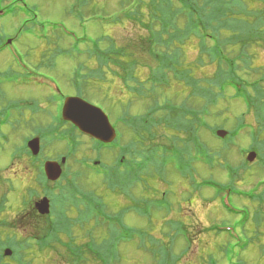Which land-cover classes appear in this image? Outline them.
Here are the masks:
<instances>
[{
  "label": "rangeland",
  "instance_id": "1",
  "mask_svg": "<svg viewBox=\"0 0 264 264\" xmlns=\"http://www.w3.org/2000/svg\"><path fill=\"white\" fill-rule=\"evenodd\" d=\"M148 1L0 0V9L9 15L0 18V46L5 41L3 53L0 54V70L7 74L0 86V104L4 101L9 106L19 101L35 105L33 113L28 112L32 110L14 109L17 113L9 119L8 127L3 129V132L7 131L6 139L0 137V168H25V158L19 152L26 138L40 132H45L41 135L42 153L45 154L42 155V160L49 159L60 163V159L69 150L76 151L73 155L69 154L70 159H67L63 167V176L55 184L57 186L51 183L54 187L45 190L52 202L51 218L55 219L54 214L61 210L56 198L67 199V193L63 194L58 190L60 185V188L62 186L66 191L76 193L72 196L77 199L82 196H87L88 199L99 197L103 200L108 214L119 218L121 225L142 232L144 238H148L145 240L148 243L151 238L156 242L155 247L154 244L153 247L147 244L145 248L141 236L135 234L133 241L118 243L110 264H160L161 255L165 254L163 249L174 240L173 236L181 233L186 237L190 235L191 243L186 244L188 241L181 235L178 236L173 248L168 251V256H177L178 261L169 259L166 264H264V146L257 148L250 137L256 122L264 127V118L256 120L253 114L247 116L246 124L249 123L253 128L242 129L227 154L223 151L217 132L224 130L229 134L246 108L241 101L230 98L219 100L218 105L211 107L210 116L205 117L204 128H199L197 134L201 149H207L213 157L215 152L222 154L216 157L218 166L209 167L208 157L202 163L204 153H199L198 160L192 162V168H181L184 174H180L176 172V163L170 161L171 159L165 168L160 167L159 160L145 162V157L150 153L148 150H152V145L156 142L139 129L144 128V123L148 129L147 120L144 122L143 119H149L150 122L160 113L152 111L155 108L153 99L158 100L161 106L163 99L182 106L193 90L171 83L167 85V90L161 88L162 95L145 91L146 98H140L129 94V89L126 90L119 80L111 83L104 77L101 82L91 80L92 70L102 69L105 58L101 59L100 53H94V50L127 51V47L133 46L131 43L140 42L139 37L143 41L149 38L147 33L143 34L144 38L141 35L146 27L161 25L159 20L152 21L159 17V13L154 11L157 7L155 4L153 8L148 6ZM96 43L97 46L94 47ZM256 52L260 57L259 64L264 63V51L257 48ZM109 58L117 62L114 56L109 55ZM16 62H21L40 77L54 80L66 97L80 96L101 108L117 130L118 142L114 146L102 148L90 139L79 136L67 125L65 130L68 131V140L64 143H52V136L57 137L64 132L50 118L51 112L56 111L53 102L56 103L59 98L50 94V88L24 80ZM144 63L150 64L148 60ZM147 70L148 74L141 75L142 78L150 75V69ZM214 71L211 68L205 74L212 76ZM75 84L81 85L83 95L78 94L79 89L74 88ZM151 86L147 85V88ZM199 88L205 90V84L201 83ZM51 89L55 91V87ZM196 100L199 102L194 103L195 105L200 102L204 105L202 99ZM39 107L43 109V113L41 110L36 112ZM193 107L200 110L202 106ZM27 113L32 114L28 116ZM157 132L160 136V131ZM47 134L49 135L46 136ZM138 134L146 138L145 142L137 139ZM227 137L226 135L224 140ZM162 143H167L168 147L173 144L169 138L168 141L162 140ZM115 146L120 149L114 148ZM254 149L260 150V153ZM186 153L191 160L193 152ZM251 153L255 154V159L248 162L246 155ZM123 157L126 164L131 162L127 164L130 174L121 167ZM82 161L85 164L82 165ZM134 162L143 163V167L129 168ZM225 162L235 167L234 178L229 173V168L224 170L221 167ZM112 173L116 174L114 179L111 178ZM37 177L39 183L34 176L31 181L28 179L30 183L27 188L17 182L14 184V192L10 193L9 189L7 196L8 207L13 205L11 211L16 213L25 210L34 198H38L37 201L42 199L45 194L44 180ZM214 181L219 184L218 189L213 187ZM256 185L261 187L257 193L260 195L259 199L246 200L243 196L253 191ZM229 186L243 196H230ZM72 199L74 200L73 197ZM243 207L250 208L254 215L260 211L261 218L253 216L254 220L252 218L247 225H241L245 216L239 212ZM142 209L148 216L140 217L139 211ZM66 214L72 219L77 217L74 209L67 210ZM96 222L99 224L96 225ZM48 223L46 215L39 216L37 230L44 234ZM83 226L75 225L73 228L77 245L87 242L102 245L111 236L114 238L118 230L117 226L110 228L108 224L105 225L102 219H92L91 224L86 221ZM120 239L124 240L122 237ZM54 248L56 247L53 244L50 252L47 251L39 258L37 254L34 264H68L62 259L61 253L64 250L59 248L60 257ZM245 248L247 249L244 250ZM85 254V264H97L94 258L100 259L97 256L101 253L89 255L85 250Z\"/></svg>",
  "mask_w": 264,
  "mask_h": 264
},
{
  "label": "trees",
  "instance_id": "2",
  "mask_svg": "<svg viewBox=\"0 0 264 264\" xmlns=\"http://www.w3.org/2000/svg\"><path fill=\"white\" fill-rule=\"evenodd\" d=\"M147 4L151 8L154 4L157 6L154 11H158L159 17L153 18L152 21L159 20L162 22L161 25L146 27L141 35L144 38L143 34L147 33L149 38L143 41L139 37L140 42L131 43L133 46L127 47V51L94 50V53H100L101 59L105 58L102 69L92 70L91 80L101 82L102 77L108 79L110 83L119 80L124 84L126 90L129 89L127 90L129 94L137 95L140 98H146L144 97L145 91L162 95L161 88L164 87L167 90V85L171 83L191 88L193 92L185 98L182 106L169 99H163L161 106L158 100L153 99L155 108H152V111H160L158 117H153L154 119L152 118L150 122H148L149 119H143L144 122L147 120L148 129L146 123H144V128L136 127L143 134L148 135L153 142H156L152 145L153 149L148 150L150 153L145 157V162L159 160L160 167L165 168L166 163L171 159L170 161L176 163V172L184 174L181 168H192V162L198 160L199 153H204L202 158L206 160L208 157L209 167L218 166L219 161L216 160V157L222 154L215 152V157H213L210 151L201 149L202 145H199L197 137L199 128H204V124H206L205 117L211 114V107L218 105L219 100L230 98L241 101L246 108V111L236 120L237 124L230 129L228 137L225 140H219L224 148L223 151L227 154L242 129L249 128L251 130L253 128L249 123L246 124L247 116L253 114L256 120L264 118V63L259 64L260 57L256 52L257 48L264 51V0H149ZM93 46L96 47L97 43ZM109 55L114 56L117 62L110 59ZM147 60L151 65L144 63ZM211 68L215 70L214 73L212 76H206L205 71ZM147 69H150L149 77L144 75L145 78H142L141 75L148 74ZM201 83L205 84V90L199 88ZM79 84H75L74 88L77 87L78 94L83 95ZM147 85L152 86L147 88ZM196 99L203 100L204 105L199 103L202 106L200 110L193 107L199 106L194 104L199 102ZM132 126L134 125L132 124ZM73 130L76 132L75 128ZM157 131H160V136L157 135ZM58 135H62V133ZM250 137L257 148L260 145L264 146V127L257 125L256 122ZM168 138L173 142L170 147L167 143H162V140L168 141ZM137 139L140 142L146 140L140 134L137 135ZM191 151L196 157L192 155L190 160L186 152ZM81 164H85L84 161ZM132 164L134 165H130L129 168L143 167V163L134 162ZM121 167L127 168V164L123 163ZM221 167L224 170L229 168V173L234 178L236 170L232 164L225 162ZM122 172L125 171L122 170ZM126 172L130 174L131 171L126 169ZM115 176L116 174L112 173L111 178L114 179ZM213 187L218 189L219 184L214 181ZM228 189L232 197L243 196L241 192H236L231 186ZM260 189L261 187L256 185L253 191L243 197L252 201L259 199L260 195L258 196L257 193ZM60 190L63 194L67 193V199L56 198L61 205V210L54 214L55 219H52L51 216L47 217L49 223L46 232L44 234L39 232L35 239L28 238V242H25L27 248L21 247L20 252L13 239L11 245L17 249L14 254L16 264H34L35 256L38 254L37 258H39L47 251L49 253L53 244L57 253L61 251L59 248L64 250L60 253L62 259L68 264H85L87 255L85 250L89 255L101 253L100 256H97L100 259L94 258L97 264L98 262L99 264H110L118 243L133 241L135 234L141 236L143 247L147 244L152 247L153 244L154 247L156 246V242H153L152 238L148 243L145 241L148 238H144L142 232L121 225L119 218L108 214L103 200L99 197L88 199L87 196H82L81 199H77L76 196H72L76 193L66 191L62 186ZM71 209H74L77 214L75 219L69 218L66 214V211ZM239 213H244L245 216L241 225H247L253 216L255 218L262 216L260 211L254 215L248 207H243ZM139 215L140 217L148 216L144 209L139 211ZM92 219L95 221L102 219L105 225L108 224L110 228L117 226V233L115 232L114 238L111 236V239L102 245L94 244V242L77 245L76 238L73 237V228L75 225L84 227L86 221L91 224ZM97 224L99 223L96 222ZM180 235L188 241L186 244L191 243L190 235L186 237L181 233L173 236L174 240H171L170 244L163 249L165 252L163 256L156 249V252L161 255L160 264H163V261L166 264L169 259L170 261L178 259L172 254L168 256V251L173 248ZM121 237L124 240H121ZM10 239L8 238V241ZM32 241L33 243H31Z\"/></svg>",
  "mask_w": 264,
  "mask_h": 264
},
{
  "label": "flooded vegetation",
  "instance_id": "3",
  "mask_svg": "<svg viewBox=\"0 0 264 264\" xmlns=\"http://www.w3.org/2000/svg\"><path fill=\"white\" fill-rule=\"evenodd\" d=\"M5 76H6L5 72L3 73V71L0 70V86L3 84ZM11 103H14V102H11ZM53 103H54L53 105L56 106V111L51 112L52 117L50 118L54 122V124L63 128V131L65 133H68V131L65 130V127L67 125L70 126L72 129L74 128L68 122L63 121L60 118L63 104H61L62 102H59V101H56V103L54 101ZM17 104H18V101L17 103H14V105L12 104L9 106H7V104L4 101L2 104H0V137H3L2 139H4L7 135V131L3 132V129L8 127L9 119L12 116H15V113H17V111H14V109H16L17 107ZM28 112L33 113L34 110L28 111ZM40 112L43 113V110H41ZM32 113H27V115L30 116ZM36 136H39V134H34L32 137L28 139L30 140ZM54 138L55 136L51 137V139H54ZM117 142L118 141L115 139L114 145ZM114 148L120 149L119 146H115ZM69 154L73 155L72 153H68L67 154L68 156H65L67 159H70ZM23 157L25 158V164L27 168L26 167L25 168L12 167V168H5L4 170H1L0 168V264H16L14 261L15 251L17 249L19 251L21 247L27 248L25 242H28V240L32 238L35 239V236H38V233H39V231L36 228L38 225L39 216H40L36 209L38 198H34L25 210L16 211V213L11 211V208L13 207V205L8 207L9 200H8L7 194L9 192V189H10V193L14 192L16 188L14 184H17V182H20L22 183L23 188H27L30 183L28 179L31 181L34 176L36 177V180L39 183V179L37 176L40 177V173H41L40 167L41 166L38 164V161L33 159L31 156H29L27 152ZM121 162L122 163L125 162L124 157L121 160ZM127 164H130V163L127 162ZM50 184L51 183L46 181V179L44 180V187L46 191L49 190V188L54 187V186H51ZM52 184H56V183H52ZM48 194L50 195V193ZM44 195L42 196V198L48 196V195H45V196ZM51 209H52V205H51ZM20 236H21V239H18V237ZM8 238L9 239L11 238L10 241H8ZM13 239L17 243L16 245V247H18L17 249L14 248V245H11V243L13 242ZM8 250L12 252L10 256L8 255Z\"/></svg>",
  "mask_w": 264,
  "mask_h": 264
},
{
  "label": "water",
  "instance_id": "4",
  "mask_svg": "<svg viewBox=\"0 0 264 264\" xmlns=\"http://www.w3.org/2000/svg\"><path fill=\"white\" fill-rule=\"evenodd\" d=\"M63 117L65 120L72 122L82 133L103 143H111L115 139V131L112 128L108 117L99 108L88 104L79 98H68L65 101L63 109ZM227 132L219 131L217 136L220 138L226 137ZM34 155L40 152V143L35 139L29 143ZM255 154L251 153L248 156V161L253 162ZM65 159L62 160L64 164ZM45 173L50 181H57L62 175L61 166L56 162H48L45 165ZM36 209L41 215L50 214V202L47 198L39 201L36 204ZM11 252L8 251V255Z\"/></svg>",
  "mask_w": 264,
  "mask_h": 264
}]
</instances>
